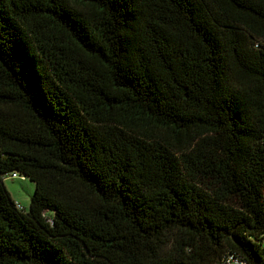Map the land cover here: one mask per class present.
I'll use <instances>...</instances> for the list:
<instances>
[{
	"label": "trees",
	"instance_id": "1",
	"mask_svg": "<svg viewBox=\"0 0 264 264\" xmlns=\"http://www.w3.org/2000/svg\"><path fill=\"white\" fill-rule=\"evenodd\" d=\"M227 253L264 264V0H0V264Z\"/></svg>",
	"mask_w": 264,
	"mask_h": 264
},
{
	"label": "rangeland",
	"instance_id": "2",
	"mask_svg": "<svg viewBox=\"0 0 264 264\" xmlns=\"http://www.w3.org/2000/svg\"><path fill=\"white\" fill-rule=\"evenodd\" d=\"M5 185L15 201L28 209L31 196L35 192V183L27 177L12 178V176H8L5 178Z\"/></svg>",
	"mask_w": 264,
	"mask_h": 264
},
{
	"label": "built area",
	"instance_id": "3",
	"mask_svg": "<svg viewBox=\"0 0 264 264\" xmlns=\"http://www.w3.org/2000/svg\"><path fill=\"white\" fill-rule=\"evenodd\" d=\"M15 175V174H14ZM218 264H248L243 257L235 253H227Z\"/></svg>",
	"mask_w": 264,
	"mask_h": 264
}]
</instances>
